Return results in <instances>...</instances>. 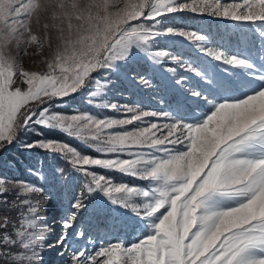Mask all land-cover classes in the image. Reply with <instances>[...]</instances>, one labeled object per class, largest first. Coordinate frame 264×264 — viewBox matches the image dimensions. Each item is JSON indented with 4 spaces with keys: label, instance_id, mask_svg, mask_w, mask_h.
Wrapping results in <instances>:
<instances>
[{
    "label": "snow or ice",
    "instance_id": "6c2138e0",
    "mask_svg": "<svg viewBox=\"0 0 264 264\" xmlns=\"http://www.w3.org/2000/svg\"><path fill=\"white\" fill-rule=\"evenodd\" d=\"M184 10L264 27V0H0V152L19 142L26 151L60 156L86 178L49 244L38 199L44 188L0 176V264H44L45 246L67 254L64 264H264V31L257 29L256 52L254 44L225 50L209 36L164 23ZM164 36L184 38L223 70L159 49ZM29 48L41 55L43 70L22 66ZM138 53L163 70L184 108L103 100L112 82L97 74L119 73ZM165 61L174 66L165 68ZM139 83L151 86L143 76ZM82 91L90 104L123 108L125 115L55 110ZM232 91L239 95L221 94ZM45 130L77 139L95 155ZM28 134L37 138L20 140ZM38 164L27 172L43 180ZM104 171L143 186L117 183ZM86 194L128 210L136 238L75 247L74 238H85L83 228L73 229Z\"/></svg>",
    "mask_w": 264,
    "mask_h": 264
},
{
    "label": "rangeland",
    "instance_id": "374dc122",
    "mask_svg": "<svg viewBox=\"0 0 264 264\" xmlns=\"http://www.w3.org/2000/svg\"><path fill=\"white\" fill-rule=\"evenodd\" d=\"M223 2L229 3L233 2V0H223ZM235 2H240V0H235ZM164 23L174 27L194 30L209 36L213 41L212 46H222L223 49L229 51L237 48H248L254 44L253 52H256L261 44L257 29L264 31V27L259 22L255 24L236 22L225 17L193 13L190 10L169 14L166 16ZM156 45L159 49L173 52L181 51L185 53V59H192L198 64L207 65L210 71L221 72L223 70V65H217L215 62L210 61L209 58L200 54L193 44L186 43L184 38L164 36L156 41ZM28 53V55L21 57L22 66L26 70H43L45 64L41 59V55L37 54L34 48H29ZM170 65L171 62H164L165 68ZM181 74L188 75L192 82L196 81V78L191 74L183 71H181ZM141 76L151 82L150 87H145L139 83ZM103 77H107L112 82L111 86L106 90L108 94L103 97V100L118 103L122 106L139 105L144 110L154 111H168L177 106L185 107L183 96L171 87L163 70L158 67L154 68L144 58L143 54L138 53L131 60L122 63L119 73L100 72L97 74V78ZM244 90L246 91L247 89ZM221 94L225 96L239 95L235 91L222 92ZM88 101L87 91H82L65 100L55 110L64 114H72L79 111L100 117L114 118H123L125 115L123 108L117 111L111 108L96 107L95 104H90ZM95 103H101V101L98 100ZM128 128L130 129L131 126H128ZM45 135L58 141L67 142L82 153L95 155L92 148L58 131L45 130ZM36 138L28 134L21 135L20 140L31 141ZM39 161H43V174L45 177L43 180H37L36 177L29 176L27 172L28 168L39 166ZM59 169L63 170L67 179L60 175ZM97 171L100 170L97 169ZM104 174L117 183L126 182L130 185L143 186V183L139 180L121 175L118 172L104 171ZM0 176L8 177L9 179L31 180L44 188V195L38 197V199L41 203V214L47 217V223L51 229L47 242L55 244L57 237L61 233V216L65 215L70 210V205L76 198L80 197L82 185L86 183V178L82 173L73 171L72 166L58 155H47L39 149L26 151L17 142L0 152ZM83 200L86 207L77 213L76 229H73V231L83 228L85 238H74L71 242L75 247L82 248L87 245L88 250H91L93 247H98L101 242L114 243L124 241L125 243H130L136 238L138 233L128 226L131 223L128 210L112 204L102 195L86 194ZM58 251V248L45 246L42 252L44 264H64L67 254L64 258H61Z\"/></svg>",
    "mask_w": 264,
    "mask_h": 264
}]
</instances>
